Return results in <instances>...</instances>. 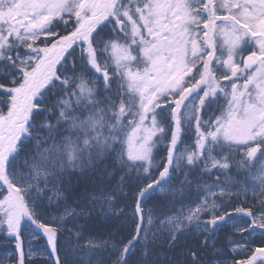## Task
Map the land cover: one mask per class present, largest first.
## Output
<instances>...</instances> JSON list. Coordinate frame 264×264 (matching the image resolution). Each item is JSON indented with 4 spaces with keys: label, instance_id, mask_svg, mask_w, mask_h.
Segmentation results:
<instances>
[{
    "label": "snow or ice",
    "instance_id": "snow-or-ice-1",
    "mask_svg": "<svg viewBox=\"0 0 264 264\" xmlns=\"http://www.w3.org/2000/svg\"><path fill=\"white\" fill-rule=\"evenodd\" d=\"M0 240L264 264V0H0Z\"/></svg>",
    "mask_w": 264,
    "mask_h": 264
},
{
    "label": "rangeland",
    "instance_id": "rangeland-1",
    "mask_svg": "<svg viewBox=\"0 0 264 264\" xmlns=\"http://www.w3.org/2000/svg\"><path fill=\"white\" fill-rule=\"evenodd\" d=\"M23 239L25 240V243L30 240V237L28 236V233L24 234ZM0 264H11L10 257L15 258V252H14V242L12 243H4L3 241L0 242ZM4 244L5 247L2 248L1 245ZM27 251V249H26Z\"/></svg>",
    "mask_w": 264,
    "mask_h": 264
},
{
    "label": "trees",
    "instance_id": "trees-1",
    "mask_svg": "<svg viewBox=\"0 0 264 264\" xmlns=\"http://www.w3.org/2000/svg\"><path fill=\"white\" fill-rule=\"evenodd\" d=\"M92 223L93 222H89V224L87 225V227L91 228ZM257 239H258V237H257ZM0 242H2V240H0ZM1 247L4 248L5 245L2 244ZM231 255H232V252L229 249H224L219 257H214L213 259H216V258L224 259L225 257H231ZM13 259H14V257H10L11 264H12V260ZM209 264H212V262L210 261Z\"/></svg>",
    "mask_w": 264,
    "mask_h": 264
}]
</instances>
